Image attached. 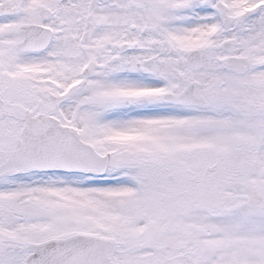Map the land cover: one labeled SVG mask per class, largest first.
Listing matches in <instances>:
<instances>
[{"label": "snow or ice", "instance_id": "1", "mask_svg": "<svg viewBox=\"0 0 264 264\" xmlns=\"http://www.w3.org/2000/svg\"><path fill=\"white\" fill-rule=\"evenodd\" d=\"M0 264H264V0H0Z\"/></svg>", "mask_w": 264, "mask_h": 264}]
</instances>
